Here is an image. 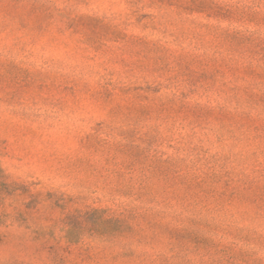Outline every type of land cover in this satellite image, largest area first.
<instances>
[{"label":"rangeland","instance_id":"obj_1","mask_svg":"<svg viewBox=\"0 0 264 264\" xmlns=\"http://www.w3.org/2000/svg\"><path fill=\"white\" fill-rule=\"evenodd\" d=\"M0 264H264V0H0Z\"/></svg>","mask_w":264,"mask_h":264}]
</instances>
